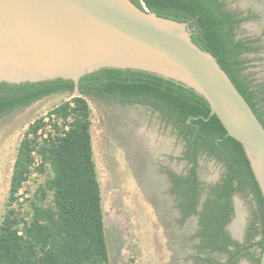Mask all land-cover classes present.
<instances>
[{
  "label": "trees",
  "instance_id": "1",
  "mask_svg": "<svg viewBox=\"0 0 264 264\" xmlns=\"http://www.w3.org/2000/svg\"><path fill=\"white\" fill-rule=\"evenodd\" d=\"M133 1L159 16L189 21L193 41L217 58L264 125V85L254 83L245 72L250 60L244 54L253 47L235 40L234 30L240 20L225 1ZM76 87L80 95H74ZM59 93L73 96L30 123L18 145L0 221V264H111L88 98L124 108L145 106L173 123L185 141V159L192 164L186 174L170 172L177 178L173 193L182 219L194 212L199 215L198 248L208 254L203 261L236 264L244 256L260 264L261 256L256 258L250 249L254 245L264 248L262 190L244 147L227 134L217 115L211 114L210 103L202 94L149 72L108 68L82 77L78 84L64 79L2 83L0 119ZM48 126L50 131L45 132ZM203 155L225 168L220 180L211 185L197 179L198 160ZM34 166L48 177L25 198L21 191ZM235 195L250 207L249 245L243 247L225 229L234 219ZM259 234L261 239L252 241ZM214 251L226 253L227 261L212 257Z\"/></svg>",
  "mask_w": 264,
  "mask_h": 264
},
{
  "label": "water",
  "instance_id": "2",
  "mask_svg": "<svg viewBox=\"0 0 264 264\" xmlns=\"http://www.w3.org/2000/svg\"><path fill=\"white\" fill-rule=\"evenodd\" d=\"M255 1L264 6V0ZM192 34L189 21L159 16L133 0H0V84L58 79L78 84L108 68L183 83L209 101L211 114L242 144L264 196V125L217 58L198 46ZM250 66L252 79L263 83L264 55L251 57ZM75 95H80L78 87ZM88 99L99 118L92 123V137L106 207L127 214L131 225L128 264H169L163 221L154 210L160 206L155 207L147 188L162 153L155 147L157 135L148 132L145 139L144 132H131L130 108ZM9 185L10 180L8 190ZM236 202L232 228L238 233L247 204L239 196Z\"/></svg>",
  "mask_w": 264,
  "mask_h": 264
},
{
  "label": "flooded vegetation",
  "instance_id": "3",
  "mask_svg": "<svg viewBox=\"0 0 264 264\" xmlns=\"http://www.w3.org/2000/svg\"><path fill=\"white\" fill-rule=\"evenodd\" d=\"M222 1H225L228 10L240 20L238 26L234 30L235 40H244L249 42L253 47L252 50L244 54V56L250 60L245 70V72L248 73V70L251 68V57L264 55V6L255 0H236L240 6L233 8L228 5L226 0ZM254 83H256V81H254ZM260 84L264 85V82ZM60 94L62 93L53 94L47 98ZM261 104L264 106V99L261 101ZM117 108L124 109V107L118 105ZM130 109L134 114V119H132L131 122L133 126L131 132H144V138L147 136L148 132H155L158 139V143L154 142L156 145L155 147L162 149V153L157 155L158 160L155 162L156 175L148 182L149 185L147 184V188L152 192L150 195L155 207L160 206L158 209L154 210L156 215L163 221L161 226L165 236L164 244L168 253L166 260L169 261V264H210L203 261L204 258L208 257V254L200 253L198 248L200 243V237L198 236L200 230L198 213L194 212L185 220L182 219L183 214L177 201V195L173 193L177 178L170 175V172L178 175L186 174L187 168L192 165L185 159L186 144L182 137L178 135V132H180L179 129H177L173 123H168L164 120L159 113H155L145 106H133L130 107ZM188 122H190V119ZM158 132H160L161 135L158 134ZM148 135L150 136L151 133ZM155 151L157 152V150ZM224 170L223 163L218 162L212 157L203 155L198 160L197 179L205 185H211L220 180ZM237 196L238 195H235L233 197L234 219L225 226V229L229 232L231 237L242 244L243 247V245H249L247 236L250 207L248 205L246 206L247 214L241 225L242 227H240L237 233L234 228H232V224L237 217ZM160 198L161 200L159 201ZM205 198L206 193L201 197L202 201H204ZM200 207L201 206H198L197 210H200ZM233 230L237 233L236 237L234 236ZM261 237L262 236L259 234L252 239V241H259ZM250 251L255 253L256 258H259L262 253V249L258 245H254ZM242 254H244V251L241 252L240 256ZM211 256L217 257L221 262H226L228 258L226 253H218L216 251L212 252ZM236 264L253 263L250 259L241 256Z\"/></svg>",
  "mask_w": 264,
  "mask_h": 264
},
{
  "label": "rangeland",
  "instance_id": "4",
  "mask_svg": "<svg viewBox=\"0 0 264 264\" xmlns=\"http://www.w3.org/2000/svg\"><path fill=\"white\" fill-rule=\"evenodd\" d=\"M72 96L73 95L69 94H60L50 98H45L44 100L37 101L29 106L23 107L0 120V221L5 212V203L8 196V184L12 174L17 148L25 131L30 123L34 122L37 118L46 116L52 108L59 105L63 101L70 99ZM88 101L92 109V123H97L99 121L98 115L94 110L91 101L89 99ZM46 122H49V119H46ZM48 131H50V126L46 128L45 132ZM93 147L98 179L102 190L103 212L111 264H128V246L132 243V241L129 238L127 231L130 229L131 225L127 214L123 212H116L106 207L105 187L95 151L94 141ZM47 177V173L41 174L34 167L29 180L21 191L22 196L25 198L30 197L36 188L42 184Z\"/></svg>",
  "mask_w": 264,
  "mask_h": 264
},
{
  "label": "built area",
  "instance_id": "5",
  "mask_svg": "<svg viewBox=\"0 0 264 264\" xmlns=\"http://www.w3.org/2000/svg\"><path fill=\"white\" fill-rule=\"evenodd\" d=\"M38 163H39V160L37 159V160H36V164H35V166H36ZM35 166H34V167H35Z\"/></svg>",
  "mask_w": 264,
  "mask_h": 264
}]
</instances>
